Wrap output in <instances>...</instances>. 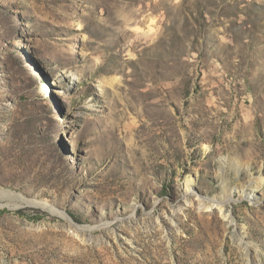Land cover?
Returning <instances> with one entry per match:
<instances>
[{
    "label": "rangeland",
    "instance_id": "374dc122",
    "mask_svg": "<svg viewBox=\"0 0 264 264\" xmlns=\"http://www.w3.org/2000/svg\"><path fill=\"white\" fill-rule=\"evenodd\" d=\"M4 194L0 264H264V0H0Z\"/></svg>",
    "mask_w": 264,
    "mask_h": 264
},
{
    "label": "bare ground",
    "instance_id": "6f19581e",
    "mask_svg": "<svg viewBox=\"0 0 264 264\" xmlns=\"http://www.w3.org/2000/svg\"><path fill=\"white\" fill-rule=\"evenodd\" d=\"M5 196H2V197H0L1 199H3V198H7L8 199V197H9V195H6V194H4ZM17 198V197H16ZM14 203V202H13ZM16 203V202H15ZM21 204L22 205H35V203L34 202H21ZM36 205H38V206H40L39 204H36Z\"/></svg>",
    "mask_w": 264,
    "mask_h": 264
}]
</instances>
